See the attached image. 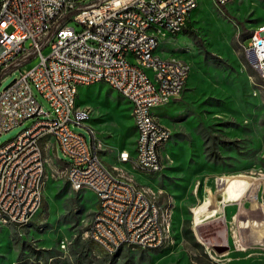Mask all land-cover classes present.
<instances>
[{"label":"rangeland","instance_id":"374dc122","mask_svg":"<svg viewBox=\"0 0 264 264\" xmlns=\"http://www.w3.org/2000/svg\"><path fill=\"white\" fill-rule=\"evenodd\" d=\"M212 2L198 0L188 20L191 34L183 32L171 42L160 34L159 51L184 59L190 68L180 99L153 111L155 116L164 115L161 123L170 132L160 173L147 176L117 162L118 152L134 144L127 100L102 84L81 88L77 97L78 109L89 112V125L104 145L105 164L116 166L118 175L149 194L161 191L167 200L163 207L169 232L163 247L122 249L114 256L90 241L94 248L87 235L96 214V197L91 190L74 192L61 173L69 159L55 150L47 156L46 210L22 229L0 225V264H264L262 222L255 233L256 245H246L230 235L218 213L225 178L232 182L235 178L243 181V192L256 189L258 204L254 205L258 217L264 215V83L247 52L249 35L264 26V0H232L223 8ZM69 27L79 31L73 22ZM18 76L15 72L0 80V92ZM31 123L25 121L0 135V145ZM71 130L88 141L85 129L71 126ZM186 219L192 239L182 233ZM219 248L224 251L219 253Z\"/></svg>","mask_w":264,"mask_h":264},{"label":"built area","instance_id":"2783aa9c","mask_svg":"<svg viewBox=\"0 0 264 264\" xmlns=\"http://www.w3.org/2000/svg\"><path fill=\"white\" fill-rule=\"evenodd\" d=\"M216 1L223 8L232 0ZM196 8V0H0V80L19 72L0 92V135L32 121L0 145V211L14 216V227H25L41 209L50 139L69 159L62 174L72 178L74 192L92 184L93 195L104 200L88 241L103 240L113 256L122 249L151 251L163 243L169 229L159 233L158 224L167 200L161 191L147 194L118 175L116 166L103 163L99 152L104 145L86 126L89 119L78 113L75 98L84 82L126 93L139 137L135 161L121 151L117 162L135 171L136 163H144V169L160 173L159 159L170 132L153 111L180 98L190 68L181 59L158 56L153 43L161 33H180ZM139 13L155 19L158 31L139 21ZM72 22L79 31L69 27ZM253 38L264 39V30L260 36L249 35L247 44ZM252 61L264 83V69L254 56ZM71 126L85 129L88 141Z\"/></svg>","mask_w":264,"mask_h":264},{"label":"crops","instance_id":"0c3cea01","mask_svg":"<svg viewBox=\"0 0 264 264\" xmlns=\"http://www.w3.org/2000/svg\"><path fill=\"white\" fill-rule=\"evenodd\" d=\"M212 2V0H210ZM197 2V8H198V0H196ZM214 2V1H213ZM212 2V3H213ZM227 6V5H226ZM196 8V9H197ZM195 9V10H196ZM194 10V11H195ZM193 11V12H194ZM192 12V13H193ZM191 13V14H192ZM190 14V15H191ZM189 18L190 16H188L185 20V27H189L190 28V24L188 23L189 21ZM183 28V30L178 33L177 35H180L182 34L183 32L186 34V35H189L191 34V28L188 30H186V28ZM167 36V39L164 41H167V42H171L170 40L173 39L174 36L176 35H166ZM190 37V36H189ZM191 38V37H190ZM161 43L162 41H160L159 43V46L157 48V51H156V54L158 56H160L161 58H175L173 57L172 55H169L168 53L166 52H163V51H159V48L161 47ZM178 59H181V58H178ZM184 61V59H181ZM187 63V62H186ZM189 76H190V73H189ZM189 76H188V79H187V82H186V85H185V89H186V86H187V83L189 81ZM101 84V83H100ZM95 85H98V84H95ZM102 85H105V84H102ZM91 86H94V85H91ZM107 86V85H105ZM86 87H89V86H86ZM108 87V86H107ZM81 88H85V87H80L78 88L77 90V95H76V98H75V107H77V97H78V93H79V90ZM110 88V87H109ZM111 89V88H110ZM184 89V91H185ZM112 90V89H111ZM114 91V90H113ZM183 91V93H184ZM115 92V91H114ZM182 93V94H183ZM181 94V96H182ZM119 96V95H118ZM180 96V97H181ZM120 97V96H119ZM121 98V97H120ZM123 99V98H122ZM180 99V98H178ZM176 99V100H178ZM124 100V99H123ZM176 100L172 101L170 104L174 103ZM125 101V100H124ZM126 102V101H125ZM127 103V102H126ZM128 104V103H127ZM169 104V105H170ZM128 106L130 107V105L128 104ZM79 108V107H77ZM85 109V108H84ZM163 116L164 115H159V116H156L157 117V120L158 122L165 127L164 124L161 123L163 119ZM130 117H131V121H132V126H133V129H134V144L132 146V148L130 150H120L118 153H120L121 151H126L129 153V155L131 157L134 156L135 154V146H136V138L138 136V133L136 128L134 127L135 125L133 124V119L131 116V109H130ZM89 121H90V118L89 120L87 121L86 123V126L87 127H90L92 128L94 131V127H92L91 125H89ZM167 129V127H165ZM168 130V129H167ZM96 132V131H95ZM97 133V132H96ZM98 136V135H97ZM49 141V142H48ZM48 144H49V151L48 153L51 155H53L55 153V150L59 151L57 145L52 141V140H48ZM169 143V141H168ZM168 143L165 145L164 149L167 148V145ZM52 146V147H51ZM163 149V150H164ZM102 152V151H101ZM101 152H99V156L101 158V160L103 161L102 157H101ZM118 155V154H117ZM58 161V160H57ZM103 163L105 164V162L103 161ZM66 164V163H65ZM106 166H108L107 164H105ZM125 166H127L128 168H131L129 164H125ZM110 167V166H108ZM132 169V168H131ZM139 173V172H138ZM142 174V173H141ZM145 175V174H144ZM148 176V175H147ZM151 176V175H150ZM220 179H223L224 178H220ZM227 181L223 184V190L221 189V192H220V196H219V211L218 213H220L221 215L219 216V220L220 221H223V224H224V227L225 229H228L229 232H230V235L233 236L234 238L237 237V239L239 238L240 240L242 239L241 242H244L246 243V245H256V231H258V223H261L264 225V215L262 214V217H258V209L257 207L254 205V203L258 204V192L256 191V189H253V188H250V189H247L243 192V187H244V184H243V181H238L237 179H233L234 181L232 182V179L230 178H225ZM243 185V186H242ZM241 186V187H240ZM234 188H237V192ZM45 191V189H44ZM243 192V193H242ZM248 193L250 195H248ZM255 195V199L252 200V196ZM248 196V197H247ZM245 197V200L243 201V198ZM95 198V196H94ZM43 199H44V193H43ZM95 207L97 208L98 207V202H97V198H95V203H94ZM41 210V209H40ZM40 212V211H39ZM38 212V213H39ZM37 213V214H38ZM36 214V216H37ZM35 216V217H36ZM213 216V215H212ZM203 217V216H201ZM211 217V216H209ZM207 218V217H205ZM188 219L186 220H183L182 222V227L181 229L184 227V222L187 221ZM190 228V231L192 232L191 230V227ZM193 234V232H192ZM240 242V241H239ZM240 242V243H241ZM89 243L94 247V244L92 242L89 241ZM97 249V248H96ZM153 251V250H152Z\"/></svg>","mask_w":264,"mask_h":264},{"label":"bare ground","instance_id":"6f19581e","mask_svg":"<svg viewBox=\"0 0 264 264\" xmlns=\"http://www.w3.org/2000/svg\"><path fill=\"white\" fill-rule=\"evenodd\" d=\"M214 3L218 6V2L216 0H213ZM139 21H147V27L149 28V30L151 31H158V22L155 21V19H147V14L146 13H139ZM184 27H181V31L183 30ZM264 30V26H261L259 28H257L251 36H260V34L263 33ZM160 41H156L153 43V51H157V48L159 46ZM247 52L250 53L252 55V57L254 56L256 61L259 63V67L260 69H264V39L263 38H253V41L251 44L248 45L247 48ZM259 72V71H258ZM259 75L262 79V75L259 72ZM91 85H95V83L93 82H84V87L86 86H91ZM120 96H122L125 100H127L128 102V95L126 93H118ZM131 106V105H130ZM78 113H80L85 119H89L90 118V114L86 109H78L76 107ZM132 109V116L134 118V107L131 106ZM136 128V125H135ZM138 136L139 137V130L136 128ZM170 140V138L164 140V147L165 145L168 143V141ZM136 149H137V142H136V146H135V153H136ZM128 161H135V154L133 157H131L128 153ZM67 166V163H66ZM159 168L162 171L163 169V164H162V160L161 158L159 159ZM67 170V169H66ZM136 171L140 172L142 174L145 175H156L158 174V172L156 171H152L151 169H144V163H136ZM62 173V172H61ZM67 181L70 183V185L72 186V188L74 189V186L72 185V178H66ZM83 190H91L94 194H96V187H92V184H82L81 186L77 187V192L79 191H83ZM147 193V192H146ZM149 194V193H147ZM97 198V202H98V207L97 209H103L104 208V200L102 197H96ZM96 219V214L90 224L89 230H88V235H90V230L92 227V223L93 221ZM168 214L167 211L164 207L161 208V223L158 224V232L159 233H166L168 230ZM31 223V221H26L25 222V226L29 225ZM0 224L1 225H13L14 226V216H12L9 212L7 211H0ZM167 234L166 233L163 236V243H157L156 244V249H159L160 247H162L165 243H166V239H167ZM95 246L97 248H99L103 253H105L106 255H111V252L109 251V249L107 248V244L103 241V240H95L92 241ZM155 250V249H154ZM121 250H118V252Z\"/></svg>","mask_w":264,"mask_h":264},{"label":"trees","instance_id":"16d2710c","mask_svg":"<svg viewBox=\"0 0 264 264\" xmlns=\"http://www.w3.org/2000/svg\"><path fill=\"white\" fill-rule=\"evenodd\" d=\"M185 28H186V30L189 31V27L186 26ZM191 37H192V35H191ZM45 210H46V202L44 201V199H42L40 211H45ZM182 233H183V236L185 238H188V239L193 238L192 232L190 231V228H189V223L187 221L184 222V227H183ZM162 247H160L159 249H161ZM156 250H158V249H156Z\"/></svg>","mask_w":264,"mask_h":264},{"label":"water","instance_id":"95a60500","mask_svg":"<svg viewBox=\"0 0 264 264\" xmlns=\"http://www.w3.org/2000/svg\"><path fill=\"white\" fill-rule=\"evenodd\" d=\"M13 81H14V80H13ZM13 81H12V82H13ZM12 82H11V83H12ZM11 83H10V84H11ZM10 84H9V85H10ZM9 85H7L6 87H8ZM6 87H5V88H6ZM217 251H218L219 253H221V252L224 251V248H219V249H217Z\"/></svg>","mask_w":264,"mask_h":264}]
</instances>
